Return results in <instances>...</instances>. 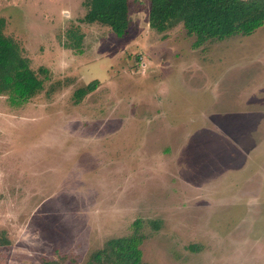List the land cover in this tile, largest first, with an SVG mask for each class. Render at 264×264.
<instances>
[{
    "label": "rangeland",
    "instance_id": "obj_1",
    "mask_svg": "<svg viewBox=\"0 0 264 264\" xmlns=\"http://www.w3.org/2000/svg\"><path fill=\"white\" fill-rule=\"evenodd\" d=\"M86 1L0 0L48 75L22 106L0 96V264H87L139 218L148 264H264V28L195 46L130 0L119 37Z\"/></svg>",
    "mask_w": 264,
    "mask_h": 264
},
{
    "label": "trees",
    "instance_id": "obj_2",
    "mask_svg": "<svg viewBox=\"0 0 264 264\" xmlns=\"http://www.w3.org/2000/svg\"><path fill=\"white\" fill-rule=\"evenodd\" d=\"M88 11L83 22L109 27L117 36L130 28V0H87ZM149 26L163 33L173 22L183 23L187 34L196 36L195 46L207 41H223L234 36H250L264 28V0H150ZM0 20V96H6L11 106H22L44 89L48 75L30 66L17 44L3 33ZM80 38V37H79ZM80 47V40L75 43ZM45 75L40 77V75ZM99 82L94 80L76 91L79 100L95 92ZM145 222L140 218L132 224L127 236L107 240L94 251L87 264H148L143 258ZM11 240L6 231L0 232V247Z\"/></svg>",
    "mask_w": 264,
    "mask_h": 264
}]
</instances>
